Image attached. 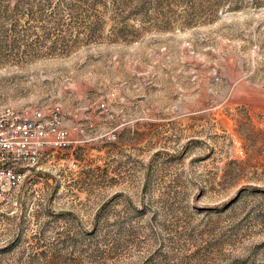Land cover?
Segmentation results:
<instances>
[{
	"label": "rangeland",
	"instance_id": "1",
	"mask_svg": "<svg viewBox=\"0 0 264 264\" xmlns=\"http://www.w3.org/2000/svg\"><path fill=\"white\" fill-rule=\"evenodd\" d=\"M57 105L0 264H264V0H0V109Z\"/></svg>",
	"mask_w": 264,
	"mask_h": 264
},
{
	"label": "built area",
	"instance_id": "2",
	"mask_svg": "<svg viewBox=\"0 0 264 264\" xmlns=\"http://www.w3.org/2000/svg\"><path fill=\"white\" fill-rule=\"evenodd\" d=\"M61 107L16 111L0 109V189L8 191L25 179L19 168L38 165L47 147L69 145ZM13 160L14 164H8Z\"/></svg>",
	"mask_w": 264,
	"mask_h": 264
}]
</instances>
